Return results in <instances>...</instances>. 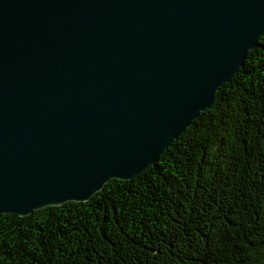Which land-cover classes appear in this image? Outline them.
<instances>
[{"label":"water","instance_id":"water-1","mask_svg":"<svg viewBox=\"0 0 264 264\" xmlns=\"http://www.w3.org/2000/svg\"><path fill=\"white\" fill-rule=\"evenodd\" d=\"M264 34V0H0V214L152 166Z\"/></svg>","mask_w":264,"mask_h":264},{"label":"trees","instance_id":"trees-1","mask_svg":"<svg viewBox=\"0 0 264 264\" xmlns=\"http://www.w3.org/2000/svg\"><path fill=\"white\" fill-rule=\"evenodd\" d=\"M0 264H264V34L216 104L135 178L0 214Z\"/></svg>","mask_w":264,"mask_h":264}]
</instances>
